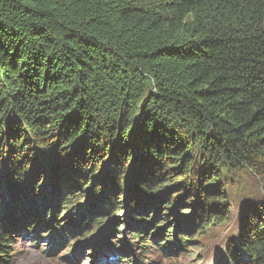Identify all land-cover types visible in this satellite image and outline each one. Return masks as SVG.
I'll list each match as a JSON object with an SVG mask.
<instances>
[{
    "label": "trees",
    "instance_id": "trees-1",
    "mask_svg": "<svg viewBox=\"0 0 264 264\" xmlns=\"http://www.w3.org/2000/svg\"><path fill=\"white\" fill-rule=\"evenodd\" d=\"M243 171L264 177V0H0V264L61 209L78 234L165 217L185 247ZM243 208L225 261L264 264V195Z\"/></svg>",
    "mask_w": 264,
    "mask_h": 264
},
{
    "label": "rangeland",
    "instance_id": "rangeland-1",
    "mask_svg": "<svg viewBox=\"0 0 264 264\" xmlns=\"http://www.w3.org/2000/svg\"><path fill=\"white\" fill-rule=\"evenodd\" d=\"M239 173L240 174L235 173L231 176V178L229 179V184L226 188V192L228 195V205H230V207H232L233 209L230 219L222 225L208 226L205 232L196 234V231V236L193 239L194 241L185 244V247L180 246L178 240L174 239L172 230H169L170 228L166 229L163 232L164 226H166L167 224L165 222V217H161L160 220H157L156 226L158 225L161 227H159V231L156 232L155 235H161V233L159 232H162V237L160 238V240L158 242H156L155 239L152 240L153 238H156L152 233L155 227L149 229L150 231L145 234L146 238L150 240L148 243L151 244V248H153L152 252L150 251V253L154 254L153 251L155 248L153 246H155L156 249H159L158 253L160 254V256H158V262L155 264H218L219 256L217 254L227 251L229 242L231 240H235L236 242V240L240 236V224L238 220L244 212L243 207H246V205L248 204L251 205L256 203L264 195V177L253 175L248 171ZM165 185L167 186L166 188L170 189L171 186L175 185V182L173 180H168ZM173 195L178 198L181 197L176 193H173ZM124 197L125 195L123 196L121 194H118L116 197V202L119 205V209L123 207V205H121L123 201L125 202L127 200V198L124 199ZM71 198L72 197H70V199ZM190 200L191 201L185 200V202H188L189 206H180L181 200L179 201V203H177L179 206V210L178 213H176L178 215H181H177V218H180L182 220V217H184V215L189 217L192 214L190 213V211L194 209L196 198L194 197ZM86 201L87 200H85V202L82 204L85 205L87 203ZM64 210L61 209L59 211L62 217L59 223L61 224L62 228L66 223L65 217L71 215L67 214ZM87 210L88 207L85 205L84 212L86 213ZM76 213L78 212H75V215L73 214L68 219V221L72 220L71 222H73L74 225L77 224L78 215H76ZM162 214H168V212L163 211ZM109 215H112L113 218L115 217V219L118 220V226L116 227V230L118 232H116L114 235H109V232H106V230L102 231L103 229H108L110 227V221L107 220L104 226H102V232L98 231L96 232V235L91 238H86V240V232L96 231L95 228L87 230L86 232H83V234L70 236V239L72 238L71 240H74V242H69L68 246H64L60 251L56 253L47 254V252H49L48 247L50 244L47 239L40 241L39 246L34 245V242H31V240L29 239H25L24 242L18 241L14 248L11 249L14 254L12 255L14 264H74L69 260L76 261L75 264H124L122 258L130 257V253L133 254L138 264H147L149 260H143L142 257L140 258L138 248L136 245H134V241L131 240L132 237L129 236L130 233H137V231L133 229L130 231L126 230V213H120L116 215L113 211H111ZM106 217L108 218L107 215ZM47 231L48 230H42L41 233H44L43 235H46L45 233H47ZM123 234L124 236H121ZM106 237L108 238L109 242H114L113 245L111 244V246H108V248H111L108 250L109 254L120 256V259L116 263H114L111 259L112 256L103 255L102 258L98 254L101 250V247H104L105 245ZM188 239L190 238L188 237ZM79 240H85L83 256L75 257L73 253L67 255V253L72 250V246H74L75 242ZM160 247H166V249H161ZM65 256H67V258H63ZM146 258L155 259L156 256L148 255V257ZM125 260L126 259H124V261ZM131 261H133V259H131Z\"/></svg>",
    "mask_w": 264,
    "mask_h": 264
},
{
    "label": "water",
    "instance_id": "water-1",
    "mask_svg": "<svg viewBox=\"0 0 264 264\" xmlns=\"http://www.w3.org/2000/svg\"><path fill=\"white\" fill-rule=\"evenodd\" d=\"M164 194H166V193H164ZM164 195L163 194H161V195H159L157 198L159 199V198H162Z\"/></svg>",
    "mask_w": 264,
    "mask_h": 264
},
{
    "label": "bare ground",
    "instance_id": "bare-ground-1",
    "mask_svg": "<svg viewBox=\"0 0 264 264\" xmlns=\"http://www.w3.org/2000/svg\"><path fill=\"white\" fill-rule=\"evenodd\" d=\"M22 238V237H21Z\"/></svg>",
    "mask_w": 264,
    "mask_h": 264
}]
</instances>
